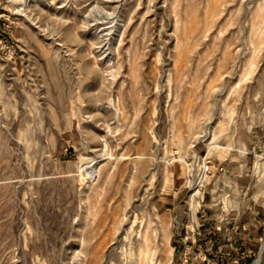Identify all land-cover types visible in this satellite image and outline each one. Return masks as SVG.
<instances>
[{"label":"rangeland","instance_id":"374dc122","mask_svg":"<svg viewBox=\"0 0 264 264\" xmlns=\"http://www.w3.org/2000/svg\"><path fill=\"white\" fill-rule=\"evenodd\" d=\"M0 264H264V0H0Z\"/></svg>","mask_w":264,"mask_h":264},{"label":"crops","instance_id":"0c3cea01","mask_svg":"<svg viewBox=\"0 0 264 264\" xmlns=\"http://www.w3.org/2000/svg\"><path fill=\"white\" fill-rule=\"evenodd\" d=\"M250 235H252L253 237H255V233L254 232H252V233H250ZM250 235L248 234L247 235V237H248V241L249 242H241L240 240H238L237 242H234V244L236 245V246H242V247H244L246 244H248V245H256L257 246V244H255L254 242H253V240H255V238H253L252 236V238L250 237ZM252 240V241H251ZM230 245H233V243H230Z\"/></svg>","mask_w":264,"mask_h":264},{"label":"built area","instance_id":"2783aa9c","mask_svg":"<svg viewBox=\"0 0 264 264\" xmlns=\"http://www.w3.org/2000/svg\"><path fill=\"white\" fill-rule=\"evenodd\" d=\"M203 171H209V166L205 165L204 168H203Z\"/></svg>","mask_w":264,"mask_h":264}]
</instances>
